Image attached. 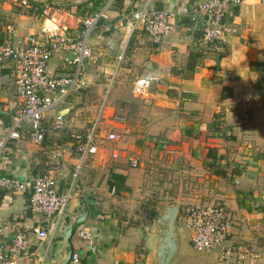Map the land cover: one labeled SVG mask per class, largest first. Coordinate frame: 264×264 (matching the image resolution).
I'll return each instance as SVG.
<instances>
[{"label": "crops", "instance_id": "crops-1", "mask_svg": "<svg viewBox=\"0 0 264 264\" xmlns=\"http://www.w3.org/2000/svg\"><path fill=\"white\" fill-rule=\"evenodd\" d=\"M203 1L0 0V43L10 30L17 38L39 36L46 7L63 6L72 15L73 41L84 39L83 18L104 14L87 38L91 58L84 86L45 114L49 132L43 145L26 138L27 122L19 130L23 138H10L20 100L14 64L0 65V143L6 142L0 176L30 183L49 175L59 194H72L63 215L47 218L32 210L29 187L0 189V222L6 228L0 252L7 253L14 235L23 233L31 258L22 264H70V250L79 264H160L159 233L166 227L157 225L156 213L178 204L177 251L169 264H264V68L252 66L264 60V0L229 8L226 39L207 45L193 22ZM143 10L182 15L168 36L153 42L142 26L131 28L133 14ZM63 57L49 64L58 79L73 75ZM58 116L62 130L55 127ZM93 127L99 131L95 143L103 147L81 160L75 136H87ZM107 133L121 140L105 142ZM129 157L137 159L138 168L130 167ZM175 179L184 206L225 208L233 221L229 243L243 247L248 261L236 256L222 261L219 251L193 250L181 202L153 200L159 191L155 182L169 188ZM190 183L193 188L187 189ZM42 229L48 238L40 243L36 233ZM82 230L91 233L90 242L79 238Z\"/></svg>", "mask_w": 264, "mask_h": 264}, {"label": "built area", "instance_id": "built-area-1", "mask_svg": "<svg viewBox=\"0 0 264 264\" xmlns=\"http://www.w3.org/2000/svg\"><path fill=\"white\" fill-rule=\"evenodd\" d=\"M61 4L67 0H58ZM119 1V0H114ZM243 0H206L201 2L195 10L193 20L195 27L202 34L203 44H210L226 39L227 31L224 18L229 8L241 6ZM46 18L39 36L17 38L9 31L7 39L0 43V65L11 62L15 66V88L20 100L19 110L14 114L13 130L10 138L18 140L23 138L19 130L24 122L31 126L26 138L35 144L43 145L49 129L44 124L45 114L56 104L65 101L73 90L84 86L85 63L91 58L87 47V38L104 17V14H94L83 18V40L73 41L69 35L68 19L72 15L63 6L46 7ZM186 14V11H183ZM182 12H161L156 10H143L133 14L132 29L142 26L144 32L153 42H159L168 36L175 28V22ZM43 38L48 40L45 43ZM64 53L63 62L72 69L71 73L63 78L50 75V61L57 55ZM115 123L124 124L122 118H115ZM57 130L64 129L62 117L55 119ZM96 129L87 136L76 134V153L81 160L89 156H96L103 147L95 143ZM105 142L117 143L121 137L115 133H108ZM6 142L0 143L3 149ZM113 160L119 155L113 154ZM129 165L136 169L139 163L136 158L129 157ZM29 187L31 191L30 206L33 211L51 218L54 215H63L71 199V193L61 195L56 190V182L49 175H41L30 183H21L15 178L0 176V189L11 192H22ZM181 219L185 228L190 232V243L194 251L208 253L220 252V260L228 261L234 256L239 262L245 261L248 253L243 247H233L229 243L230 231L233 221L225 208L221 206L194 205L184 207ZM6 230L0 222V234ZM83 241L92 240L91 233L82 230L78 234ZM37 240L42 243L48 238L47 230L36 233ZM31 258L30 241L23 233H17L7 253L0 252V264H22V260ZM80 257L73 254L70 264H79Z\"/></svg>", "mask_w": 264, "mask_h": 264}, {"label": "water", "instance_id": "water-1", "mask_svg": "<svg viewBox=\"0 0 264 264\" xmlns=\"http://www.w3.org/2000/svg\"><path fill=\"white\" fill-rule=\"evenodd\" d=\"M21 183H26V179L22 177H14ZM69 205V204H68ZM179 213V205L175 204L172 207H168L164 213L157 211L159 227H166V229H160L159 233V259L160 264H169L177 251V239L175 220ZM164 244H167L166 246ZM72 257L71 250L69 251L68 259Z\"/></svg>", "mask_w": 264, "mask_h": 264}, {"label": "rangeland", "instance_id": "rangeland-1", "mask_svg": "<svg viewBox=\"0 0 264 264\" xmlns=\"http://www.w3.org/2000/svg\"><path fill=\"white\" fill-rule=\"evenodd\" d=\"M107 92L111 93L112 92V89H109ZM94 128L95 127H93L92 130ZM98 132L99 131L96 129V131L94 132L95 137L98 136ZM107 135H108V133L106 134L105 138L107 137ZM103 141H105V140H103ZM176 180L177 179H175L174 182ZM158 182H155V183H157L156 187L158 188L159 191L158 192L155 191V193L153 195V200L154 201H158V202H166L167 201L169 204H174L175 202H178L179 203V201H180L181 202V207L191 206V205H185L184 206V204H182V197H183V193L184 192H182L180 190L179 179L177 180V183H174L173 182L172 183L173 184L172 187H169V188L166 186V184H164L165 182H161V181H158ZM184 184H183V186H184ZM184 187H186V186H184ZM190 188H193L192 183L189 184V187L187 189H190ZM179 225H181L180 222L178 223V226ZM249 258H250V255H247L246 260L245 261H242L241 263H244V262L248 261Z\"/></svg>", "mask_w": 264, "mask_h": 264}, {"label": "trees", "instance_id": "trees-1", "mask_svg": "<svg viewBox=\"0 0 264 264\" xmlns=\"http://www.w3.org/2000/svg\"><path fill=\"white\" fill-rule=\"evenodd\" d=\"M94 14H97V13H94ZM93 13L90 15V16H93L94 15ZM253 67H261V68H264V60H260L258 62H255L252 64ZM261 79L264 80V71H263V74H261Z\"/></svg>", "mask_w": 264, "mask_h": 264}]
</instances>
